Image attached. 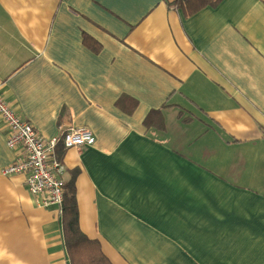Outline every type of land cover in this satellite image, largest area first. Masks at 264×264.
Here are the masks:
<instances>
[{"label": "crops", "instance_id": "1", "mask_svg": "<svg viewBox=\"0 0 264 264\" xmlns=\"http://www.w3.org/2000/svg\"><path fill=\"white\" fill-rule=\"evenodd\" d=\"M175 1L0 0V92L45 137L94 131L56 153L113 264H264V0ZM16 154L0 117V264H71Z\"/></svg>", "mask_w": 264, "mask_h": 264}, {"label": "built area", "instance_id": "2", "mask_svg": "<svg viewBox=\"0 0 264 264\" xmlns=\"http://www.w3.org/2000/svg\"><path fill=\"white\" fill-rule=\"evenodd\" d=\"M0 117L5 126L7 144L17 152L5 174H24L28 191L40 206H57L63 213L66 180L65 165L57 157L60 144L66 149L92 145L94 131L88 126H69L60 134L45 137L29 120L24 119L0 92Z\"/></svg>", "mask_w": 264, "mask_h": 264}, {"label": "trees", "instance_id": "3", "mask_svg": "<svg viewBox=\"0 0 264 264\" xmlns=\"http://www.w3.org/2000/svg\"><path fill=\"white\" fill-rule=\"evenodd\" d=\"M222 0H176L186 15H192L206 6H216ZM83 42L95 51L101 49V44L92 36L83 33ZM151 119L145 121L150 125ZM64 240L71 264H113L103 252L98 240L89 238L80 228L79 210L75 194V185L68 182L65 185L63 204Z\"/></svg>", "mask_w": 264, "mask_h": 264}, {"label": "rangeland", "instance_id": "4", "mask_svg": "<svg viewBox=\"0 0 264 264\" xmlns=\"http://www.w3.org/2000/svg\"><path fill=\"white\" fill-rule=\"evenodd\" d=\"M5 169V168H4Z\"/></svg>", "mask_w": 264, "mask_h": 264}]
</instances>
